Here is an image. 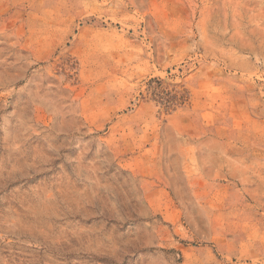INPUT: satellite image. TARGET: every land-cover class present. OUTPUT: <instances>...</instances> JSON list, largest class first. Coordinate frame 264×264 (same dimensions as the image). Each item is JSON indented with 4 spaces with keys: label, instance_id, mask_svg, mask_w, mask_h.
Listing matches in <instances>:
<instances>
[{
    "label": "rangeland",
    "instance_id": "obj_1",
    "mask_svg": "<svg viewBox=\"0 0 264 264\" xmlns=\"http://www.w3.org/2000/svg\"><path fill=\"white\" fill-rule=\"evenodd\" d=\"M0 264H264V0H0Z\"/></svg>",
    "mask_w": 264,
    "mask_h": 264
}]
</instances>
